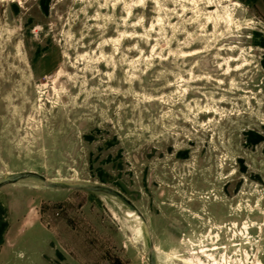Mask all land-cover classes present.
I'll list each match as a JSON object with an SVG mask.
<instances>
[{
  "label": "rangeland",
  "instance_id": "1",
  "mask_svg": "<svg viewBox=\"0 0 264 264\" xmlns=\"http://www.w3.org/2000/svg\"><path fill=\"white\" fill-rule=\"evenodd\" d=\"M0 264H264V0H0Z\"/></svg>",
  "mask_w": 264,
  "mask_h": 264
},
{
  "label": "water",
  "instance_id": "2",
  "mask_svg": "<svg viewBox=\"0 0 264 264\" xmlns=\"http://www.w3.org/2000/svg\"><path fill=\"white\" fill-rule=\"evenodd\" d=\"M20 180H23V179L22 178H17L16 179V181H20ZM47 183L50 184V185H55V183H53V182L47 181ZM83 188L87 189V190H92V191H105L103 188H99V187H83Z\"/></svg>",
  "mask_w": 264,
  "mask_h": 264
},
{
  "label": "bare ground",
  "instance_id": "3",
  "mask_svg": "<svg viewBox=\"0 0 264 264\" xmlns=\"http://www.w3.org/2000/svg\"><path fill=\"white\" fill-rule=\"evenodd\" d=\"M131 214V217L133 218V219H136V218H138L137 217V215L136 214H134L133 212L132 213H130ZM148 238V237H147ZM149 239V238H148ZM147 243V242H146ZM151 246V245H150ZM152 250V249H151ZM153 255V254H152Z\"/></svg>",
  "mask_w": 264,
  "mask_h": 264
}]
</instances>
